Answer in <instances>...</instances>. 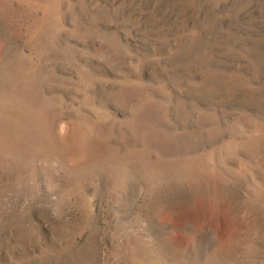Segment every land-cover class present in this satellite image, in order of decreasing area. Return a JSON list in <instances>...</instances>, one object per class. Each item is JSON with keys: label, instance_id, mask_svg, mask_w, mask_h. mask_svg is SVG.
I'll return each mask as SVG.
<instances>
[{"label": "rangeland", "instance_id": "obj_1", "mask_svg": "<svg viewBox=\"0 0 264 264\" xmlns=\"http://www.w3.org/2000/svg\"><path fill=\"white\" fill-rule=\"evenodd\" d=\"M0 264H264V0H0Z\"/></svg>", "mask_w": 264, "mask_h": 264}]
</instances>
